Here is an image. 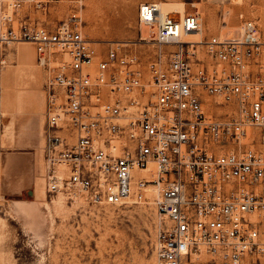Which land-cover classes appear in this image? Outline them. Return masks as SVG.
<instances>
[{
  "label": "built area",
  "instance_id": "1",
  "mask_svg": "<svg viewBox=\"0 0 264 264\" xmlns=\"http://www.w3.org/2000/svg\"><path fill=\"white\" fill-rule=\"evenodd\" d=\"M57 0H0V49L29 41L46 72L43 148L50 197L92 205L152 200L157 264H264V39L188 38L199 14L161 17L147 64L127 42L105 51L83 31V5L58 22ZM81 2V0H78ZM146 8L151 14H145ZM212 97L222 113H210Z\"/></svg>",
  "mask_w": 264,
  "mask_h": 264
},
{
  "label": "rangeland",
  "instance_id": "2",
  "mask_svg": "<svg viewBox=\"0 0 264 264\" xmlns=\"http://www.w3.org/2000/svg\"><path fill=\"white\" fill-rule=\"evenodd\" d=\"M147 2L184 3L185 14L198 13L203 33L199 38L190 37L193 40L239 34L244 19H254L264 39V0H57L48 13L39 11L34 17L58 22L83 5V31L102 51L116 42H127L146 65L155 45L142 37L153 40L157 34V23L151 29L140 22L141 5ZM170 17L179 20L178 13H170ZM20 42L0 49V97L5 87L1 73L18 63L16 46ZM27 83L45 99V71L37 84L31 79ZM205 106L210 113L223 112L212 97H206ZM44 124L45 117L42 132ZM4 131L0 115V264H157L158 214L152 200L98 206L84 197L75 201L64 195L50 197L45 185L44 143L36 138L28 146L4 144ZM24 177L29 182L22 186ZM43 185L46 193L41 198Z\"/></svg>",
  "mask_w": 264,
  "mask_h": 264
},
{
  "label": "crops",
  "instance_id": "3",
  "mask_svg": "<svg viewBox=\"0 0 264 264\" xmlns=\"http://www.w3.org/2000/svg\"><path fill=\"white\" fill-rule=\"evenodd\" d=\"M30 44V46H25L20 42L16 46L18 63L4 69L1 73L5 82L0 97V115L5 127L4 144L13 143L15 146H28L36 142V138L45 144L47 93L45 92L44 99V96L42 97L39 93L40 91L33 88L32 83L31 85L27 83L31 79L33 83L35 81L37 84L40 76L44 74V70L38 62L36 64V47L31 42ZM43 117H45V124L42 132ZM28 182V177H24L20 181L22 186Z\"/></svg>",
  "mask_w": 264,
  "mask_h": 264
},
{
  "label": "bare ground",
  "instance_id": "4",
  "mask_svg": "<svg viewBox=\"0 0 264 264\" xmlns=\"http://www.w3.org/2000/svg\"><path fill=\"white\" fill-rule=\"evenodd\" d=\"M158 5H159L160 10H161L160 11L161 12V17H163V18L166 17L168 13L176 12V11H179L181 13V15H183V16L184 15H187V14H185L186 8H185L184 3L183 4L182 3L181 4H172V3H168V2H162V3L158 4ZM197 7H198V11H201V6L200 5H197ZM143 11H144L145 14H147V13L148 14H151L149 11H147L146 8H144ZM201 26H202V24H201ZM202 33H203V29L201 27L200 30L195 31L194 33L190 34L188 36V38H190V37H197V38H199ZM221 37H224V36H221ZM197 41H202V39H197ZM24 43H27V44L31 45L29 41H25ZM37 193H38V191H37ZM45 193H46L45 192V185H43L42 188H41V191L39 192V195L41 196V198L44 197Z\"/></svg>",
  "mask_w": 264,
  "mask_h": 264
},
{
  "label": "water",
  "instance_id": "5",
  "mask_svg": "<svg viewBox=\"0 0 264 264\" xmlns=\"http://www.w3.org/2000/svg\"><path fill=\"white\" fill-rule=\"evenodd\" d=\"M29 194H30V195H33V194H34V191H32V190L29 191Z\"/></svg>",
  "mask_w": 264,
  "mask_h": 264
}]
</instances>
